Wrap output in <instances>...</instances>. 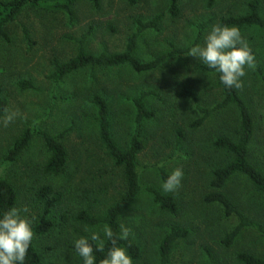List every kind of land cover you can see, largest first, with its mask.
Here are the masks:
<instances>
[{
	"label": "rangeland",
	"instance_id": "1",
	"mask_svg": "<svg viewBox=\"0 0 264 264\" xmlns=\"http://www.w3.org/2000/svg\"><path fill=\"white\" fill-rule=\"evenodd\" d=\"M246 1L178 0V16L170 18L167 0H136L134 4L100 0L96 9L81 0L72 6L70 14L25 8L6 24L9 41L0 39L1 96L6 109L17 116L7 126L3 124L6 111L0 118V177L13 187L15 207L28 209L26 215L32 226L42 213L37 202L38 187L48 184L62 194V204L48 215L52 227L42 235H34L41 256L39 264H82L73 239L88 235L85 227L98 229L102 225L81 224L75 215L81 210L103 214L124 187L121 170L98 137L92 103L95 93L107 100L111 134L121 148L128 145L135 127L133 101L144 94V107L154 116L142 122L143 148L137 156L138 166L144 168L140 174L142 185L163 192L155 165L168 174L177 167L184 173L179 189L167 193L177 204L175 214L163 211L150 194L140 192L120 216V225L130 230L129 236L140 250L134 264H158V247L171 225L184 227L188 234L174 241L169 264H209L208 252L216 264H239V252L264 257V198L253 192L244 176L234 177L225 191L260 229L244 228L233 245L225 248L221 240L237 224V218L226 217L220 205L204 201L212 191L213 171L230 158L212 143L223 135L237 137L236 108H220L192 129L189 125L200 113L193 100L181 95L182 88L187 87L197 95V105L206 108L223 99L214 73L203 71L204 65L187 55L188 49L202 44L210 27L224 16L244 13ZM259 14L264 18V0ZM156 15L161 16L156 29L139 34L134 52L141 61L165 56L156 68L135 72L128 65L84 67L58 81L51 77L54 61L62 63L71 58L81 38L88 53H118L135 30V19L147 22ZM23 28L28 31V39ZM239 29L254 51L255 66L246 70L242 87L235 89L253 115L256 129L250 149L259 153L258 145L264 141V80L256 69L264 71V28ZM180 49L187 50L176 52ZM19 80H29L33 87L21 89ZM176 127L182 130L178 144ZM24 130L66 132L61 139L67 151L62 173L44 172L48 151L40 135H33L14 161L4 158ZM260 169L264 172V166Z\"/></svg>",
	"mask_w": 264,
	"mask_h": 264
},
{
	"label": "trees",
	"instance_id": "2",
	"mask_svg": "<svg viewBox=\"0 0 264 264\" xmlns=\"http://www.w3.org/2000/svg\"><path fill=\"white\" fill-rule=\"evenodd\" d=\"M81 0H0V39L9 41V36L6 31V24L13 22L25 8H33L38 10L60 11L67 14L71 13L72 6ZM90 3L95 9L100 7V0H84ZM129 4H134L136 0H124ZM214 0H211V2ZM262 0L246 1V9L244 13L227 16L221 18L219 24L235 25L239 28L256 26L264 28V18L259 14ZM168 15L170 18H176L179 13L178 0H167ZM160 15L152 17L147 22H142L135 19V30L128 38L124 50L118 53H100L91 54L85 50L84 37L79 41L77 52L68 60L59 63L54 61V72L51 77L58 81L64 76L76 72L84 67H114L119 65H128L135 72H147L161 64L165 56H158L155 59L141 61L134 54L137 46V38L140 33L148 29H156L161 18ZM24 36L29 38L28 31L23 28ZM187 49L176 50L183 52ZM254 54L253 49H251ZM201 69L205 72L214 73L218 86L222 89L223 99L212 106L211 108L201 107L197 105V95L190 91L187 87H183L181 95L190 98L196 104V108L200 113V117L189 125V128L200 126L203 121L212 113L227 105H232L236 108L239 115V129L236 138L228 136L217 137L212 146L216 150L229 155V160L216 168L212 173L210 186L212 191L207 193L204 201L207 203H216L223 209L226 217L234 216L237 218V224L228 232L225 233L221 240V244L225 248H229L235 242L237 236L244 228L253 226L260 229L259 224L249 219L242 211L238 203L231 198L225 191L227 184L238 175L244 178L250 184L253 192L260 194L264 198V172L260 169L264 166V141L259 144V153L250 149L255 136V123L253 115L249 110L245 101L241 98L235 88L225 87L219 80L218 74L214 70L202 66ZM258 76L264 80V71L260 68L256 69ZM17 85L21 89L32 88L31 81L19 80ZM144 94L134 99L133 105L135 108V127L126 147L121 148L117 145L111 134V126L109 120V109L107 100L99 93H95L92 97V103L95 107V117L97 122L98 137L107 150L109 157L113 160L122 172L124 187L120 192L118 199L106 208L101 215H92L85 210L79 211L74 219L87 226H98L105 223L109 224L115 234L120 232V216L128 208L135 197L140 192L150 194L158 206L165 212L175 214L177 212V204L175 199L167 193H163L160 189L152 186H144L140 183V174L142 167L137 164V156L143 148L141 141L142 122L151 119L154 114L152 111L145 108L143 100ZM6 109V102L1 96L0 87V118ZM67 131V130H65ZM66 132L59 134H49L47 132H31L24 130L17 138L14 139L12 145L5 154V159L14 161L19 153L27 146L33 135H40L48 151V158L44 163L43 170L52 175H58L63 172L67 151L61 141ZM182 138V130L175 128V142L180 143ZM253 159V160H252ZM154 168L158 171L162 181L169 175L160 166L155 165ZM37 202L42 206V213L36 223L33 225L34 233L42 235L49 231L52 223L48 218L51 209L62 204V194L55 190L51 185H42L37 189ZM16 195L9 181L0 177V211H5L8 208L15 206ZM263 231V230H261ZM263 233V232H262ZM188 234L184 227L179 225H171L168 232L160 241L158 247V264H169L170 252L174 241L178 238H184ZM264 235V233H263ZM119 246L127 247L129 254L134 261L140 258V250L133 242L130 236L127 239H117ZM74 247V246H73ZM112 247L111 242L106 241L105 252H96L97 264H101L106 251ZM75 250V249H74ZM209 264H216L215 258L211 252L207 253ZM41 256L32 243L25 259V264H39ZM236 261L239 264H264V257L255 256L246 252H239L236 255Z\"/></svg>",
	"mask_w": 264,
	"mask_h": 264
},
{
	"label": "clouds",
	"instance_id": "3",
	"mask_svg": "<svg viewBox=\"0 0 264 264\" xmlns=\"http://www.w3.org/2000/svg\"><path fill=\"white\" fill-rule=\"evenodd\" d=\"M198 59L208 69L219 76L220 82L227 88H241L246 70L255 66V56L238 26L213 24L204 37L202 44L188 49V54ZM3 119L7 126L17 116L8 111ZM184 173L182 168L173 169L161 184L163 192H175L181 186ZM28 209L12 206L0 211V264H25L28 251L34 240V229L27 217ZM88 235L73 239L75 252L82 264H97L96 252H105L106 241L111 242L101 264H134L127 247L119 246L117 239H127L130 230L120 225L119 234L105 223L98 229L85 227Z\"/></svg>",
	"mask_w": 264,
	"mask_h": 264
}]
</instances>
